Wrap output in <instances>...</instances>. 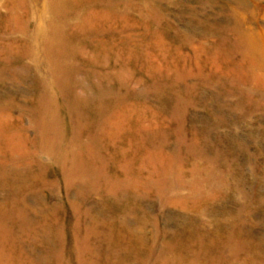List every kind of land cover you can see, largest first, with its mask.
<instances>
[{
  "label": "rangeland",
  "instance_id": "1",
  "mask_svg": "<svg viewBox=\"0 0 264 264\" xmlns=\"http://www.w3.org/2000/svg\"><path fill=\"white\" fill-rule=\"evenodd\" d=\"M0 264H264V0H0Z\"/></svg>",
  "mask_w": 264,
  "mask_h": 264
}]
</instances>
